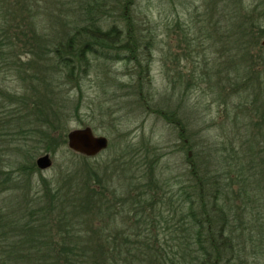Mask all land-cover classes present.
I'll use <instances>...</instances> for the list:
<instances>
[{
	"label": "rangeland",
	"instance_id": "obj_1",
	"mask_svg": "<svg viewBox=\"0 0 264 264\" xmlns=\"http://www.w3.org/2000/svg\"><path fill=\"white\" fill-rule=\"evenodd\" d=\"M15 1L0 0V27L6 28L7 34H16L18 30L16 23L7 25L4 20L17 21L19 6L18 0ZM32 2L35 5H30L31 18L28 16L25 21L30 28H23L24 32L28 31L25 38L30 40L28 48L26 40L25 46L21 42L12 49L0 48V90L5 93H21L25 86L22 79L29 75L23 70L18 77L10 62L27 65L32 54L40 53H28L29 47L38 51L40 42H44L42 37L60 40L62 31L70 29L71 20L81 12L86 14L80 0ZM127 2L124 0L120 6H115L110 0L108 9L94 11V22L108 29L127 4V17L147 35L141 46L150 45L149 70L142 73L134 60H116L126 54L124 51L104 50L89 57L87 65H82L77 82L72 79L67 83L66 74L48 71L53 66L49 56L33 61L34 67L48 71L43 74L46 84L59 94L63 103L67 102L64 111H55L61 116L63 126L51 132L55 153H47L45 145L28 130L19 133L8 126L11 134L6 133L5 139H0V170L3 171L0 180H9V183L3 182L5 186H1L0 205L11 208L23 196L26 199L40 196L43 180L66 183V193L74 192L76 176L82 186L88 183L90 187L89 176L96 170L111 189H126L136 182L137 172L144 171L150 177L148 164H151V180L158 181L162 191L167 193L161 206L162 221L172 217L177 220L180 213H186L182 202L185 193L195 190V179L189 175L193 164L202 172L207 171L208 177L222 174L219 179L222 184L231 183L236 191L242 187L247 190L249 183L257 188L256 196L246 202L242 194L233 209L237 216H242L243 225H248L247 221L258 218L259 214L264 222V179L254 177V173L264 167V149L261 150L264 147V0ZM24 16L26 13L22 12L23 19ZM124 23L123 20L119 25L126 32ZM150 37L153 41L148 40ZM17 53L18 58L14 55ZM140 55L139 62L144 67ZM139 87L144 101L137 95ZM52 92L47 100L54 102L58 96L54 98ZM8 100H5L7 119L11 111L19 109ZM57 105H61L59 100L54 102L55 108H59ZM53 109L49 108L51 112ZM19 125L25 127L26 124L23 121ZM85 127L91 128L95 135L106 137L109 143L107 150L93 158L77 155L66 145L68 132ZM60 136L64 143L57 146L61 144ZM44 154H49L51 167L27 172L25 167L36 166V160ZM239 165L244 166L241 178L236 176ZM238 183L245 185L241 187ZM182 187L184 192L180 198L178 189ZM3 188L9 190L3 191ZM240 201L246 203L247 211L243 206L240 211ZM168 209L173 210L172 216ZM236 223L240 226L238 219ZM131 252L136 253V250ZM238 252L235 264L264 263L263 257H249V246ZM183 261V257L178 258L179 264ZM189 261L188 253L186 262Z\"/></svg>",
	"mask_w": 264,
	"mask_h": 264
},
{
	"label": "trees",
	"instance_id": "obj_2",
	"mask_svg": "<svg viewBox=\"0 0 264 264\" xmlns=\"http://www.w3.org/2000/svg\"><path fill=\"white\" fill-rule=\"evenodd\" d=\"M109 1L80 0V6L86 9V14L82 15L81 12L79 15L75 10L76 19L71 20L68 25L70 29L62 31L63 38L53 41L42 37L44 42H40L38 51L34 47H29L27 51L40 53L32 54V59L25 66L10 62L18 77L23 70L29 75L22 79L25 86L21 93L10 94L0 90V99H9L11 104L14 102L19 107L14 113L11 111L7 119V102L0 101V139H5L6 133L11 134L8 126L19 133L28 130L45 145L47 153H55L51 132H57L63 126L61 116L55 111H64L67 102L63 103L59 94L46 84L43 74H47L49 69L52 73L66 74L69 81L67 83L72 79L77 82L82 74V65L89 63V57L99 51L113 50L126 52L116 60H134L142 73L149 70L151 48L149 43L141 46L147 35L127 17V4L121 16H117L114 25L108 29L104 30L98 24L100 22H94V11L108 9ZM122 1L124 0H112V4L120 6ZM32 3L35 5L32 0H18L17 21L11 19L8 23L4 19L7 25L16 23L18 30L16 34H7L6 28L0 27L1 49L2 46L12 49L21 42L25 46L28 31L24 32L23 28H30L25 21L28 16L31 18L29 10ZM22 12L26 13L24 19L21 17ZM112 15L115 16L114 13ZM107 16H111L110 11ZM97 20L100 21L101 18L98 17ZM123 20L126 22V32L119 25ZM81 22H85L84 25L80 26ZM240 30L245 35L244 29ZM9 31L11 33V26ZM148 40L153 41V38ZM140 54L143 56L144 67L139 62ZM14 55L17 58L20 56L18 53ZM42 56H49L52 60L53 66L48 71L33 66V61L39 62ZM141 90L139 87L137 95L144 101L145 97L139 92ZM50 92L54 98L58 96L54 102L60 101L61 105H57L59 108L54 107L53 99L47 100ZM49 108L55 110L51 112ZM23 121L25 127L19 125ZM18 132L14 134H19ZM262 139L261 136L263 144ZM60 140L61 144L57 146L63 145L61 136ZM263 149L264 147L261 148ZM148 167L150 177L144 171H136V182L127 185L126 189H111L109 184L100 179L96 170L89 176L88 182H92L90 187L88 183L82 186L76 176L74 192L66 193V183L60 185V181L50 183L43 180L41 185L44 189L40 196L37 194L32 199L23 196L11 208L0 205V264H179L178 258L181 257L184 259L183 264H235L239 257L238 251L245 250L246 246H249V257L264 258L262 217L259 214L258 218L252 217L247 221L248 225H243L242 216H237L233 209L235 202L241 200L242 194L248 202L253 195L258 194L257 188L249 183L245 190L242 187L245 184H241V181L237 185L242 188L236 191L231 183L222 184L219 180L222 179V174L219 177H208L207 171L202 172L192 164L189 175L195 179V190L190 194L185 193L186 197L182 202L186 213H180L177 220L172 217L162 221L164 216L161 206L167 193L162 191L158 181L151 180L153 166L148 164ZM25 169L27 172L42 171L33 164ZM243 170L244 166L239 165L236 176L241 178ZM259 170L257 174L254 173V177L264 179V167ZM2 172L0 170V175ZM146 177L149 179L148 183L145 182ZM3 182L9 183V180H0V194L1 186H5ZM5 190L9 189L3 188ZM229 190L232 192L230 195L227 194ZM178 191L181 198L183 187ZM240 202L242 211V206L246 207V203ZM168 211L172 216L173 210ZM237 219L240 226H237ZM132 250H136V253L131 252ZM188 253L189 260L192 261L189 263L186 262Z\"/></svg>",
	"mask_w": 264,
	"mask_h": 264
},
{
	"label": "water",
	"instance_id": "obj_3",
	"mask_svg": "<svg viewBox=\"0 0 264 264\" xmlns=\"http://www.w3.org/2000/svg\"><path fill=\"white\" fill-rule=\"evenodd\" d=\"M66 145L69 151L88 158H93L107 150L108 140L104 136L95 135L89 127L74 129L66 135ZM36 166L40 170L51 167L49 154H44L36 160Z\"/></svg>",
	"mask_w": 264,
	"mask_h": 264
}]
</instances>
